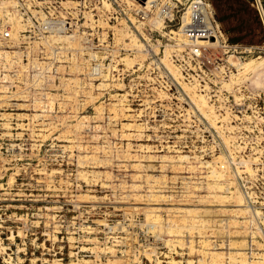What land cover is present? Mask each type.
<instances>
[{"label": "rangeland", "instance_id": "1", "mask_svg": "<svg viewBox=\"0 0 264 264\" xmlns=\"http://www.w3.org/2000/svg\"><path fill=\"white\" fill-rule=\"evenodd\" d=\"M38 1L0 0V77L22 72L0 86V264H235L225 188L264 163V0H206L234 67L215 106L170 59L192 0Z\"/></svg>", "mask_w": 264, "mask_h": 264}, {"label": "built area", "instance_id": "2", "mask_svg": "<svg viewBox=\"0 0 264 264\" xmlns=\"http://www.w3.org/2000/svg\"><path fill=\"white\" fill-rule=\"evenodd\" d=\"M37 2L39 4L44 3L38 0ZM16 4L15 8L18 9L19 13L28 16V14L22 12L24 11V5ZM46 7L50 11V7ZM55 7L51 6V8ZM165 11H167V6H162L160 14ZM258 11L264 18V11L261 5L258 6ZM186 13L188 14L187 19L185 23L181 21L182 24L178 30L181 36V40L178 41V47L180 48L177 49L176 47L173 50L170 59L182 77L196 86L199 91L209 98L210 103L215 106L220 103L219 101H223L220 98L219 90L215 89L216 84L221 80L228 79L233 74V65L228 60H225V55L231 51V47L223 39L221 29L214 20L210 5L206 0H192L184 14L186 15ZM43 15L45 16V14ZM169 17H173L171 10H168V15L164 16V20ZM171 18L168 20L169 22L172 21ZM28 23L32 22L28 20ZM69 27L70 24L68 22L48 21L44 22L41 30H50L56 33L60 32L62 28H66V31H61L65 33L68 32ZM8 36L9 32L6 30L3 34V39ZM246 51L242 52V54H245ZM62 52H64L63 49L60 51L59 56L57 54L56 58L64 59ZM232 52L237 53L235 49ZM78 57L82 59L81 53H78ZM10 58L14 59L13 56H10ZM7 74L9 73L1 75L0 86L7 90L20 88V81L22 80L20 69L14 68L10 73L12 76ZM91 74L96 78L106 76L103 74L101 65L94 66ZM25 76L26 79H31L33 82L37 81V75H30L26 72ZM230 165L234 166L233 168L236 170L240 169V172L232 173L233 185L225 189L228 193L231 192L230 188L237 191V194L243 200L242 207L246 211L240 235L245 246L242 247L241 251L245 253L249 260L264 259V163L247 166V163L239 162L236 165L234 163ZM231 170L233 171L232 168ZM229 184L227 183L226 185Z\"/></svg>", "mask_w": 264, "mask_h": 264}, {"label": "bare ground", "instance_id": "3", "mask_svg": "<svg viewBox=\"0 0 264 264\" xmlns=\"http://www.w3.org/2000/svg\"><path fill=\"white\" fill-rule=\"evenodd\" d=\"M154 3V1L153 0H150L149 1V3H148V6H147V8L148 7H151V5ZM211 8V7H210ZM168 8H167V11H165L164 13H162V15H168ZM188 13V12H187ZM186 13V15H185V18H184V22H185V20L187 19V14ZM64 28H62V30H63ZM61 38V37H60ZM63 39V38H62ZM68 39V38H67ZM181 40V39H180ZM7 53V52H6ZM260 63H263V66H264V61L263 62H260ZM258 64H257V61H250V62H247V63H239L237 66L238 67H240L241 68V70L242 71H245V72H247V71H249L250 69H252V68H255L256 66H257ZM258 69V68H257ZM241 205H239V207H240ZM239 212H240V214H242V212H243V210L242 209H240L239 210ZM245 215H246V211H245ZM244 215V216H245ZM243 246H245V243H244V241H236V242H234V244H233V247H235L236 249H234V250H236V251H238L237 252V254H236V256L233 254L230 258L233 260V263H235V264H252V263H255L256 261H258V260H249L248 259V257L245 255V253H243L241 250H242V247ZM230 258H228V260L230 261L231 259ZM264 260V259H263ZM219 263H220V261H219Z\"/></svg>", "mask_w": 264, "mask_h": 264}]
</instances>
